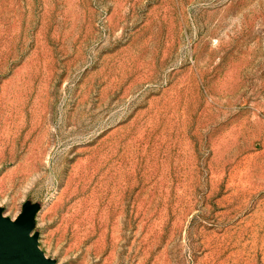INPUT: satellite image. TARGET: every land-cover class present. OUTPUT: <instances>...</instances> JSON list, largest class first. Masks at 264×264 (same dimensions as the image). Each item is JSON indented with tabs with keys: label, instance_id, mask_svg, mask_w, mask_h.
<instances>
[{
	"label": "rangeland",
	"instance_id": "374dc122",
	"mask_svg": "<svg viewBox=\"0 0 264 264\" xmlns=\"http://www.w3.org/2000/svg\"><path fill=\"white\" fill-rule=\"evenodd\" d=\"M55 264H264V0H0V210Z\"/></svg>",
	"mask_w": 264,
	"mask_h": 264
},
{
	"label": "water",
	"instance_id": "95a60500",
	"mask_svg": "<svg viewBox=\"0 0 264 264\" xmlns=\"http://www.w3.org/2000/svg\"><path fill=\"white\" fill-rule=\"evenodd\" d=\"M33 213L25 207L15 219L0 210V264H55L38 246Z\"/></svg>",
	"mask_w": 264,
	"mask_h": 264
}]
</instances>
